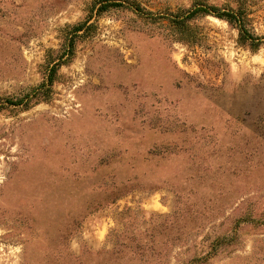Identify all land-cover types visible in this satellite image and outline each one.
Segmentation results:
<instances>
[{
  "label": "rangeland",
  "instance_id": "obj_1",
  "mask_svg": "<svg viewBox=\"0 0 264 264\" xmlns=\"http://www.w3.org/2000/svg\"><path fill=\"white\" fill-rule=\"evenodd\" d=\"M91 1L0 0V264H264V44L119 9L66 59Z\"/></svg>",
  "mask_w": 264,
  "mask_h": 264
},
{
  "label": "trees",
  "instance_id": "obj_2",
  "mask_svg": "<svg viewBox=\"0 0 264 264\" xmlns=\"http://www.w3.org/2000/svg\"><path fill=\"white\" fill-rule=\"evenodd\" d=\"M130 10L137 16L146 19L151 23H161L169 28L172 35L186 43H196L199 34L196 33L197 25L193 20L213 15L227 21L238 30V43L252 50H257L264 44V38L257 35L250 26V19L245 10L241 7L225 8L218 7L207 2L194 1L189 8L179 7L177 10L165 12H154L143 5L139 0H92L88 6L89 14L69 31L65 42V56L68 59L74 50L76 37H87L94 28L93 18L111 10Z\"/></svg>",
  "mask_w": 264,
  "mask_h": 264
}]
</instances>
